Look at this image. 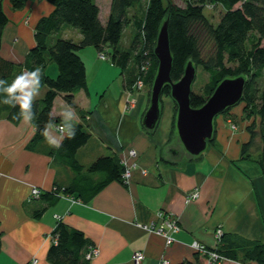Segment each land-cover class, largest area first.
<instances>
[{"label": "crops", "instance_id": "1", "mask_svg": "<svg viewBox=\"0 0 264 264\" xmlns=\"http://www.w3.org/2000/svg\"><path fill=\"white\" fill-rule=\"evenodd\" d=\"M5 2L3 8L9 22L3 30L0 54L3 59L22 65L35 46L37 22L49 15L53 6L45 0H33L15 10ZM73 29L63 27L58 35L66 38L62 34H71L77 39H68L80 41L82 35ZM84 51L86 58L96 63L93 71L101 84H88L86 70L87 88L74 94L76 107L58 95L52 115L68 126L88 127L91 137L76 154L82 165L89 166L101 156L115 155L121 160L122 155L135 149L138 168L127 183L111 182L88 203L76 195H64L35 216L43 201L30 198L32 188L45 192L68 186L74 173L45 137L34 142V121L23 120V116L12 118L11 106L3 103L9 96L1 94L0 264H50L47 254L58 221L82 230L99 249L89 264H165L166 260L168 264H211L204 254L191 247L192 242L197 240L210 248L237 243L242 246L247 244L244 241L264 243V176L257 163L241 159V146L250 140L247 125L242 126V107L229 116L214 119V141L206 156L184 157L178 146L170 147L175 132L173 99L163 97L157 125L146 128L143 119L150 104L148 88L130 93L136 101L135 107H131L125 93L129 72H121L122 82L114 93L105 75V69L110 70L112 64L100 60L95 48ZM83 53L80 51L86 64ZM49 74L55 76V70ZM45 93L43 87L33 100L42 99ZM14 102L20 104L16 97ZM230 123L236 124L238 130H231ZM57 124L51 125L47 134L60 142L68 129L61 132ZM194 191L199 192V197L187 202V196ZM158 212L175 219L180 228L172 233L175 240L170 245L157 230L163 226ZM219 228L225 234L222 242L215 234ZM138 251L144 256L139 262L134 258ZM238 252L242 258V251ZM226 264L243 263L229 259Z\"/></svg>", "mask_w": 264, "mask_h": 264}, {"label": "trees", "instance_id": "2", "mask_svg": "<svg viewBox=\"0 0 264 264\" xmlns=\"http://www.w3.org/2000/svg\"><path fill=\"white\" fill-rule=\"evenodd\" d=\"M5 1L17 10L33 0H0V51L3 30L9 22L3 8ZM45 1L53 6V10L37 22L35 46L28 52L25 62L16 64L3 59L0 54V80H5L0 83V100L1 94L8 95L6 88L24 69L31 72L37 67L42 68L40 89L45 87L46 93L42 99L33 100L29 113L34 114V142L42 140V133L51 125L63 123L61 118L52 115L56 97L63 94L66 103L75 107L74 94L87 88L85 63L80 55V51L87 46L107 53L113 64L122 69L123 75L129 72L125 81L128 89L137 80H142L149 89L150 97L158 70L154 48L161 27L168 20L172 82L183 77L189 62L195 67L202 66L207 74L202 93L192 92L190 95L192 108L202 107L224 79L240 76L246 79L243 96L237 104H243L242 121L249 123L246 129L250 140L241 146V159L257 163L264 176V0H186L184 7L173 0H112L106 21L101 18L96 0ZM207 3L219 4L223 8L216 24L205 13ZM63 27L77 29L82 35L80 41L58 35ZM127 29L132 30V41L124 48L121 43ZM204 40L210 41L213 48L207 58L202 54ZM51 63L58 68L56 78L46 74ZM164 96L171 97L169 84L162 88L161 101ZM9 100L15 105L11 107L10 116L17 119L20 104L14 102L15 96H9ZM173 102L176 130L178 106L174 99ZM230 110L231 107L227 108L225 113ZM48 121L50 124L46 127ZM64 126L68 131L61 146L56 148V154L73 171L74 177L68 186H56L35 198L43 201L35 210V216H40L64 195H76L83 203H88L111 182H124V167L115 155L101 156L89 166L82 165L76 154L88 143L91 135L82 124L68 126L64 123ZM69 131L75 133L74 138H67ZM213 141L214 137L210 142ZM51 236L55 242H52L47 254L50 264L90 263L86 256L93 243L82 230L58 221ZM224 237L223 233L220 242ZM244 243L247 244H228L212 249L225 257L222 264L228 263L229 259L243 264H247V261L264 264V243ZM238 251H242V258ZM203 256L207 257L205 254ZM181 264L194 263L185 261Z\"/></svg>", "mask_w": 264, "mask_h": 264}, {"label": "water", "instance_id": "3", "mask_svg": "<svg viewBox=\"0 0 264 264\" xmlns=\"http://www.w3.org/2000/svg\"><path fill=\"white\" fill-rule=\"evenodd\" d=\"M154 54L158 59V70L151 88L149 108L143 124L153 129L160 118V97L165 84L171 86V96L178 106L176 126L179 138L185 149L194 156L200 155L213 137V121L227 108L238 103L244 92L246 79L242 76L224 79L212 96L200 108L190 106L191 84L195 78V67L191 62L186 66L184 76L172 82V54L170 50L168 20H166L157 37Z\"/></svg>", "mask_w": 264, "mask_h": 264}, {"label": "rangeland", "instance_id": "4", "mask_svg": "<svg viewBox=\"0 0 264 264\" xmlns=\"http://www.w3.org/2000/svg\"><path fill=\"white\" fill-rule=\"evenodd\" d=\"M177 5H179V6H182V7H184L185 6V4H186V0H173ZM96 2H97V4H98V6H99V9H100V13H101V18H102V20H107L106 18H108L109 17V14H110V9H111V2H112V0H96ZM6 3V2H5ZM27 5V4H26ZM25 5V6H26ZM205 13L210 17V19H211V21L214 23V24H216V23H218V20H219V18H220V16L222 15V13H223V8L219 5V4H209V3H207L206 5H205ZM73 30H77V29H73ZM72 30V31H73ZM75 32V31H74ZM131 32H132V30L131 29H127L126 31H125V35H124V37L122 38V45H123V47L124 48H126V47H128L129 45H130V43H131V41H132V38H131ZM67 33V32H66ZM71 35V34H70ZM66 36V35H64V34H62V36L63 37H69V38H74V39H77L75 36ZM87 48H94V47H92V46H87L85 49H83V50H81V54L83 53V52H85L84 50H87ZM213 50V48H212V44H211V42L210 41H208V40H204L203 41V45H202V54H203V57L204 58H207L206 56L211 52ZM98 52V51H97ZM105 55L106 56V59L105 60H103V59H101L100 58V56L101 55ZM107 53H100V52H98V58L100 59V60H102V61H104V62H107V63H110V64H112V68H110V70H107V69H105L106 71V73H105V75H106V80L111 84V86H112V91L114 92V93H116L117 92V90H118V84L119 83H121L122 82V74H121V72H122V69L119 67V66H117V65H114L113 64V62L111 61V59L109 58V56H107L106 55ZM83 57L85 58V62H86V66H85V68H86V70L89 72V81H88V84H90L91 82H93V84H94V86H96V87H99L100 85L99 84H101L99 81H98V79H97V77L95 76L96 75V73H95V71H93V68H94V66H95V64L90 60V59H88V58H86V56L84 55V53H83ZM109 61H111V62H109ZM192 63V62H191ZM193 64V63H192ZM194 66V65H193ZM195 67V66H194ZM51 70H55V73H56V75L55 76H51V74H49L50 72H51ZM195 72H196V74H195V78L193 79V81H192V84H191V93L192 92H197V93H202V89H203V87H204V85H205V83H206V81H207V74L203 71V68H202V66H196L195 67ZM185 73V72H184ZM46 74L47 75H49V76H51L52 78H56L57 77V75H58V68H57V66L55 65V64H53V63H51L48 67H47V69H46ZM184 76V75H183ZM138 81V80H137ZM136 81V82H137ZM136 82H135V84H133V86L130 88V89H128V88H125V93H126V99H127V103L128 104H130V106L131 107H135V99H133V97L131 96V94L130 93H137L138 91H142L143 89H145V84H144V86H142V87H137V85H136ZM149 90V89H148ZM216 90V89H215ZM214 90V91H215ZM127 91V92H126ZM214 91H213V93H214ZM103 93V92H102ZM212 93V94H213ZM212 94H211V96H212ZM63 95V94H62ZM210 96V97H211ZM150 97H151V95H150ZM150 97H149V93L147 94V104L149 103V101H150ZM209 97V98H210ZM170 98H172L173 99V97L171 96ZM208 98V99H209ZM64 99V98H63ZM148 99H149V101H148ZM207 99V100H208ZM73 100H74V97H73ZM240 102V101H239ZM238 102V103H239ZM160 103H161V105H162V101L160 100ZM243 104H235V105H233V106H231V110H230V112H227V113H225V111L223 112V113H221V114H219L218 116H220V115H224L225 116V114H227L228 116L230 115V113H233L234 111H237V110H240L241 109V107H243L242 106ZM75 107H76V105H75ZM163 108V107H162ZM230 108V107H229ZM234 110V111H233ZM217 117V116H216ZM215 117V118H216ZM231 117H232V114H231ZM59 118V117H58ZM216 121V120H215ZM243 122V121H242ZM239 123V122H238ZM249 123L247 122V121H245V122H243V125L242 126H244L245 127V125H248ZM57 125H62L63 127H64V129H65V126H64V124L63 123H58ZM230 128H231V130H233V131H236V130H238V127H237V125L236 124H234V123H230ZM88 127H86V129H87ZM258 130V129H257ZM259 132V131H258ZM214 137V136H213ZM92 144H93V142L91 143V145L90 146H92ZM177 146L179 147V148H177ZM257 146V145H256ZM255 146V147H256ZM170 147H172V148H177V149H181V154L184 156V157H188V158H197L198 156H200L201 154L203 155V156H206L205 154L208 152V150L212 147V142H209L208 144H207V147H206V149L200 154V155H197V156H194V155H191L186 149H185V147H184V145L182 144V142H181V140H180V138H179V135H178V131H177V129L175 130V132H174V135H173V138L171 139V141H170ZM255 147H253V150H254V148ZM166 148H168V147H165V149ZM135 150V149H134ZM136 151V150H135ZM137 157V152H136V156L135 157H133V156H131V155H128V153H127V155H122V157H121V160H120V163H121V161L123 160V161H125V162H127V165L130 167V166H132L131 167V169L129 170V172H130V177H129V179H125L124 178V173H123V175H122V177L124 178V182L125 183H127V181H129L130 179H131V177H132V174H133V171H134V169H135V167H137L138 168V166H137V159H135ZM130 158L131 159H134V161H130ZM121 165L124 167V165L121 163ZM233 165H236V164H233ZM143 170V169H142ZM124 171H125V167H124ZM143 173H145V170H144V172ZM244 174V173H243ZM245 175V174H244ZM220 229V228H219ZM218 230V229H217ZM216 230V231H217ZM215 234H216V232H215ZM217 238V237H216ZM221 239V238H220ZM197 241V240H196ZM197 242H199V241H197ZM199 243H201V242H199ZM203 244V243H202ZM205 245V244H204ZM207 246V245H206ZM208 247V246H207ZM210 248V247H209ZM212 249V248H211ZM206 255V254H205ZM207 258V260L209 261V258L208 257H206ZM34 262L36 263L37 261L36 260H34Z\"/></svg>", "mask_w": 264, "mask_h": 264}, {"label": "built area", "instance_id": "5", "mask_svg": "<svg viewBox=\"0 0 264 264\" xmlns=\"http://www.w3.org/2000/svg\"><path fill=\"white\" fill-rule=\"evenodd\" d=\"M101 59L105 60L106 56L105 55H101L100 56ZM137 87H142L144 86V82L142 80H138L136 82ZM140 89V88H139ZM57 129L61 132H64L65 129L62 125H58ZM129 155L135 157L136 156V151L134 149H131L129 151ZM121 163L124 165L125 167V171H124V178L125 179H129L130 177V172L129 170L131 169L132 166H128L127 162L125 161H121ZM43 193L41 188L38 187H33L31 190V195L30 198L35 199L38 198L41 194ZM199 197V192L198 191H194V192H190L189 195L187 196V202H191L194 199H197ZM159 218H162V227L161 228H157V230L159 231L160 234H164V237L166 239V244L170 245L172 244V242L175 240L174 237L172 236V233H176L179 232L180 228L177 224V221L175 219H173L172 217L169 218H165L164 214L162 212H158L157 213ZM164 218V219H163ZM144 228L146 227L147 229L151 230L154 228H149L148 226H143ZM222 229H218L216 231V237L218 240H220V238L222 237ZM55 242V239L53 240ZM191 247L193 249H195L196 251L202 253V254H206V256L209 258V262L211 264H222L223 260H224V256H222L221 254H219L217 251H215L214 249H210L209 247H207L206 245L199 243L197 241L192 242ZM99 254V249L97 247H90V250L86 256L87 259L91 260L92 258H94L96 255ZM134 258L137 262L143 260L144 256L142 252H136L134 255ZM165 264H168V261L166 260L164 262Z\"/></svg>", "mask_w": 264, "mask_h": 264}, {"label": "clouds", "instance_id": "6", "mask_svg": "<svg viewBox=\"0 0 264 264\" xmlns=\"http://www.w3.org/2000/svg\"><path fill=\"white\" fill-rule=\"evenodd\" d=\"M42 78V68L37 67L34 71H23L19 76L12 81L10 86L6 88V92L9 96H15L20 102V113L19 117L23 116V120L32 121L34 114L29 115L32 111V102L35 96L39 94L40 81ZM5 80H0V83H3ZM4 104L11 107H15L9 100H4ZM70 115L72 113H69ZM50 124V121L46 123V127ZM45 139L51 147L59 148L62 144L56 140H52L48 137L47 131L42 133ZM75 133L69 131L67 138H74Z\"/></svg>", "mask_w": 264, "mask_h": 264}, {"label": "bare ground", "instance_id": "7", "mask_svg": "<svg viewBox=\"0 0 264 264\" xmlns=\"http://www.w3.org/2000/svg\"><path fill=\"white\" fill-rule=\"evenodd\" d=\"M93 47V46H92Z\"/></svg>", "mask_w": 264, "mask_h": 264}]
</instances>
